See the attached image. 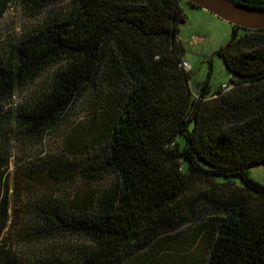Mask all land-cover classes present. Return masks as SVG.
Segmentation results:
<instances>
[{"label":"trees","instance_id":"trees-1","mask_svg":"<svg viewBox=\"0 0 264 264\" xmlns=\"http://www.w3.org/2000/svg\"><path fill=\"white\" fill-rule=\"evenodd\" d=\"M11 1L0 0V17ZM22 1L34 9L66 1L69 10L0 51V131L8 116L17 137L41 138L79 97L96 94L92 150L76 162H46L55 180L76 178L81 165V177L108 181L68 204L47 199L39 207L46 234L77 235L84 244L32 261L2 254L0 264H132L148 250L162 260L174 252L156 247L186 226L183 257L192 264H264V184L250 174L264 164V28L232 25L218 54L233 87L211 92L207 79L195 94L182 65V0ZM69 137L72 147L87 138L79 128ZM10 161L0 147V234L11 218Z\"/></svg>","mask_w":264,"mask_h":264},{"label":"rangeland","instance_id":"rangeland-1","mask_svg":"<svg viewBox=\"0 0 264 264\" xmlns=\"http://www.w3.org/2000/svg\"><path fill=\"white\" fill-rule=\"evenodd\" d=\"M181 4L185 19L179 24V37L185 46L184 59L191 66V88L197 94L199 86L208 79L211 92H214L231 82V73L218 51L229 42L233 26L222 17L203 7L193 6L187 0H182ZM68 10L69 3L66 1H55L45 9H34L22 0H12L0 17V51L10 42L18 41L24 35L35 31L48 16L62 15ZM36 87V82L20 87L16 95L4 105L5 111L18 105ZM98 105L96 94L82 95L68 113L66 120L50 129L41 138L17 137L11 118L4 117L6 121L0 131V147L7 149L11 154L7 169L11 218L9 226L0 234V255L10 254L20 260L32 261L48 253L70 252L71 247L84 244V239L77 235L46 234V224L38 213L39 207L47 199L68 204L79 190L94 191L107 183L108 180L105 178L91 182L81 177L83 175L81 165L75 167L76 178L55 180L51 176L50 163L46 162L56 159L76 162L88 155V151L92 150L89 142L96 129L94 119ZM76 128L82 130L87 138L80 142L77 140L78 144H75L77 146L72 147L68 140H72L69 136ZM86 144L89 145L85 151ZM40 164L49 167L38 171L37 165ZM250 174L264 184V164L253 166ZM217 178L218 180L232 178L238 184H242L241 179L235 176ZM191 230V227L186 226L178 234H173V238L164 240L156 247V249L160 245L163 248L170 247L171 251L177 254L173 253L162 260H157L156 256H153L154 253L148 250L132 264H192L183 257L186 253L182 249L187 245L186 240L188 243Z\"/></svg>","mask_w":264,"mask_h":264},{"label":"water","instance_id":"water-1","mask_svg":"<svg viewBox=\"0 0 264 264\" xmlns=\"http://www.w3.org/2000/svg\"><path fill=\"white\" fill-rule=\"evenodd\" d=\"M229 21L234 27L264 28V7L234 0H190Z\"/></svg>","mask_w":264,"mask_h":264},{"label":"built area","instance_id":"built-area-1","mask_svg":"<svg viewBox=\"0 0 264 264\" xmlns=\"http://www.w3.org/2000/svg\"><path fill=\"white\" fill-rule=\"evenodd\" d=\"M182 65L183 67L186 69V70H191V66H190V63L187 61V60H183L182 62ZM233 87V84L232 83H229V84H224L222 86L223 90H229Z\"/></svg>","mask_w":264,"mask_h":264}]
</instances>
